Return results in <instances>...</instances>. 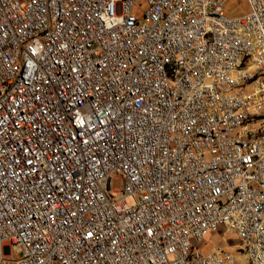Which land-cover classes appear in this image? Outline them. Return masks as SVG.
I'll return each instance as SVG.
<instances>
[{
  "label": "built area",
  "instance_id": "built-area-1",
  "mask_svg": "<svg viewBox=\"0 0 264 264\" xmlns=\"http://www.w3.org/2000/svg\"><path fill=\"white\" fill-rule=\"evenodd\" d=\"M247 1L0 0V264H264Z\"/></svg>",
  "mask_w": 264,
  "mask_h": 264
},
{
  "label": "rangeland",
  "instance_id": "rangeland-1",
  "mask_svg": "<svg viewBox=\"0 0 264 264\" xmlns=\"http://www.w3.org/2000/svg\"><path fill=\"white\" fill-rule=\"evenodd\" d=\"M226 11L228 16H240L246 14L249 11V4L247 0H228L226 5ZM112 190L118 192L122 189L123 178L119 175L113 176ZM225 245L228 248H238L239 242L235 234L229 233L224 227L217 233L213 234L206 239L203 247L204 252H208L214 245Z\"/></svg>",
  "mask_w": 264,
  "mask_h": 264
}]
</instances>
